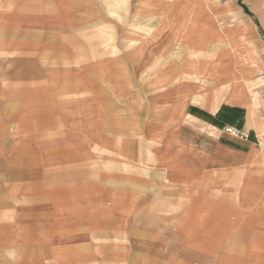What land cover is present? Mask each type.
<instances>
[{"label":"crops","instance_id":"obj_1","mask_svg":"<svg viewBox=\"0 0 264 264\" xmlns=\"http://www.w3.org/2000/svg\"><path fill=\"white\" fill-rule=\"evenodd\" d=\"M263 136L264 0H0V264H264Z\"/></svg>","mask_w":264,"mask_h":264},{"label":"built area","instance_id":"obj_2","mask_svg":"<svg viewBox=\"0 0 264 264\" xmlns=\"http://www.w3.org/2000/svg\"><path fill=\"white\" fill-rule=\"evenodd\" d=\"M230 134H233L237 137H240L242 139H245L247 137L246 133H244L241 130H237V129H229Z\"/></svg>","mask_w":264,"mask_h":264},{"label":"rangeland","instance_id":"obj_3","mask_svg":"<svg viewBox=\"0 0 264 264\" xmlns=\"http://www.w3.org/2000/svg\"><path fill=\"white\" fill-rule=\"evenodd\" d=\"M101 38H102V34H100L98 38H95V40H101ZM263 150H264V145H263Z\"/></svg>","mask_w":264,"mask_h":264},{"label":"bare ground","instance_id":"obj_4","mask_svg":"<svg viewBox=\"0 0 264 264\" xmlns=\"http://www.w3.org/2000/svg\"><path fill=\"white\" fill-rule=\"evenodd\" d=\"M233 135V134H232ZM235 136V135H234ZM264 137V136H263Z\"/></svg>","mask_w":264,"mask_h":264}]
</instances>
